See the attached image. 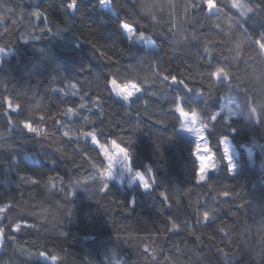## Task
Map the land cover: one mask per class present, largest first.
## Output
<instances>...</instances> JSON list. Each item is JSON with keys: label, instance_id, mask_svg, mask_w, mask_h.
Segmentation results:
<instances>
[{"label": "clouds", "instance_id": "1", "mask_svg": "<svg viewBox=\"0 0 264 264\" xmlns=\"http://www.w3.org/2000/svg\"><path fill=\"white\" fill-rule=\"evenodd\" d=\"M67 3L68 0H61V10L64 19L65 16H68L70 20L65 19V23L63 24L53 23L52 31H48V36H44L45 32L41 31H39V36H31L30 34L21 36L20 39L22 44L27 45L30 41L41 42L51 40L53 36L58 35L63 39L62 34L64 32L71 33L73 37L71 40L73 48L78 49L81 44L88 45L93 50L91 53L93 59L110 65V67L106 69L105 78L108 84L107 87L101 89V92L106 93L109 97L117 98L119 101H122L124 105L132 104L133 107L137 106L136 103H133V97L125 99L123 94H119L118 89L113 88L110 82L112 77H115L120 84H135V100L139 104H143L145 101L143 97L146 93L150 95V97L157 98L159 101H167L169 104H171L173 98L177 95L182 96V103L187 111H194L197 109L200 111L201 120L195 127L204 128V132L208 138L205 139L203 143L209 144L210 147L216 151L218 161L222 160V162L217 163L216 168L209 169L205 174L208 176L209 181L214 183L210 174L220 173L222 169L224 174L228 177L237 176V170L236 172L225 171L228 166V161L223 157L222 142L224 139L229 140V137L227 135H220V132L235 133L232 129L237 130V128L245 126L252 130H258L261 136H264V49H261L259 44L256 43L258 39H264V36H261V33H264V0H238V7L234 5L233 0H219V6L211 12L208 11L204 0H107L106 3H101V0H91V3L98 6L100 9H110L113 12L110 19L114 23L118 21L117 26L122 31L126 41L125 47H114L111 44L101 41L98 36L100 29L91 24L82 25L79 30H75L73 25L76 24L80 17L78 9L83 7L84 2L83 0H79L80 7L76 10L67 8ZM194 4L195 7H193ZM205 20L207 24L204 22ZM125 21L133 25L138 34H142L147 40H153L156 45L155 51L144 49L143 54L139 55L135 60L130 61L129 57L132 55L130 49L140 45L141 42L145 40L130 39L128 33L121 27V24ZM0 23H2V21H0ZM48 24L49 21L46 20L44 27ZM57 25H60V27L57 28ZM89 26H91V28ZM249 26L257 28L258 32L255 33H258V39L254 38V31H250ZM204 28H207L208 31H201V29ZM5 31H7V29H5ZM214 32L222 37V43L220 45H217L216 35L213 34ZM89 34H92L91 38H89ZM0 37H3V32H0ZM157 38L159 39V43L156 42ZM193 43H199L202 49L205 47L214 48L217 50L215 53H219L224 60L230 61L229 64H218H222L229 70L231 78L229 79L221 75L219 80H217L215 76L205 75L204 82L201 85L192 86L194 89L193 91H188V89L183 87L187 94H184L183 90H174L175 95H169L168 89L170 85L175 84L163 85L159 80V73L156 69L159 67L161 72L167 71L164 67L165 57L168 56L171 58V56L186 54ZM17 46L15 41L10 43L6 39H0V48L4 49L2 54L5 53L6 48L10 52L14 51ZM33 47L36 52L43 53L45 51L43 47L35 44H33ZM101 48L105 49L104 52L107 53L108 56L115 57L118 62L113 63L111 60L105 59V57L101 55L97 57L96 53H100ZM40 49H43V51H40ZM109 52L111 55H109ZM225 52L227 53L226 56L224 55ZM169 54H171V56H169ZM0 60H2V57H0ZM202 62L205 65L212 64L209 63L207 59ZM215 65L216 64H212L211 70H207L206 72L214 71ZM0 68L6 69L7 65L5 63L0 64ZM90 68L91 65L86 63L82 67H79L77 72L80 73ZM56 69L57 68L54 66L53 73L57 72ZM59 72L64 74L65 79L77 76L75 73L70 76L63 71ZM246 72L258 73L259 78L248 76ZM93 76L95 79L97 76L100 78L102 77L99 72H93ZM84 78L88 79V76L85 75ZM54 81L55 76L51 75V79H49L48 83L44 84L43 91L40 90L39 85L31 88L26 87L23 98H18L16 101V103L21 105L20 110L15 111L17 115L15 117L11 116V119L8 120L7 131L0 132V141H3L0 142V149L18 148L20 144L31 143L38 146L41 154L47 149H54V152L59 155L61 160L71 161L69 175L65 176L55 170L49 171L46 175L40 176V183L36 185V187L27 191V199L22 198L19 202L12 204V207L18 210L15 218L17 223L20 222V217L27 215L34 220V222L31 223L33 230L37 232L54 231L55 235L61 238H67L68 232L65 231V226L69 223L76 222V201L78 199V194L82 193L88 201L98 206L95 211L104 214L106 221L112 228L115 243L106 246L98 259L89 255H84L81 264H220V261L210 259L209 249L212 247H215L216 253H218L225 262H227L230 257L240 258L247 255L253 264H264V216H250L244 223H240L239 220L228 222L220 217V213L222 209L229 206V201H222L219 203V211L216 212L213 219L210 221L213 222L212 230L217 232L218 236L222 237V239L215 237V245H206L204 251L200 250V245L204 242L198 237L206 234L204 230L209 224L206 226L203 222L197 225V228L201 230L198 236L193 235V226L191 223L181 227L180 231L186 234L181 237L183 243H181V240L174 239L168 242V248L163 247V240L157 241L152 239L149 241L147 237L140 240H133L130 243L127 238L119 235L112 226L111 217L106 215L107 209L104 208L101 200L105 196L111 197L116 195L117 186L113 181H118V188L121 192L139 188L141 192L153 199H155L157 195L160 196V193L164 192L163 190L169 186V184L161 180L158 175V170L161 167L160 161L164 158L162 145L176 140L178 138L177 132L184 130L180 128L183 117L179 116L178 113L172 114L175 124L171 128H169L167 124L164 125L163 128H167L168 131H161L162 135L165 137L162 144L156 143L154 137L150 132L145 131L143 126L139 129H134L135 124L129 125L132 134L128 136H133L134 139L131 142L122 137H118V139L121 140L122 144L126 143L124 147L128 150L131 161V171H129L127 167L129 161L125 159L123 154H119L111 162V177L102 175V171L109 166V161L103 156L102 152L95 153L93 151L88 153V155L91 156L90 161L83 160L82 158L84 148L87 146L86 142L88 137L83 134L77 135V132L78 129H82L86 126V121L83 119L79 124L64 122L63 125H61L60 121L57 120L56 124L50 125V130L47 135H52L53 139L56 141H61L63 139L62 133L64 131H69L73 134L76 143L75 147L70 151H66L64 147H62L64 152L57 151V148L60 146L56 143L45 147L44 141L46 138L36 135L35 133H32L33 136L30 141L25 140L19 144H16L15 141L12 140H5L6 137L13 136L14 129H17L22 136L27 137L29 132L27 129L25 131L23 128L22 121L24 120L32 121L37 126H42L52 120L51 118H48V121L39 120L37 113H44L47 115L50 102L54 100L57 92L62 93L63 96H67L63 88L54 86ZM145 86H148V89H151V91L149 92ZM198 89H202V91H197ZM230 93L234 94L238 99V107L235 111L229 112L222 107L214 108L212 106L217 102L221 94L228 96ZM190 96L199 97L202 102L193 103L189 99ZM45 97H47V99H45ZM61 99H63V97H61ZM61 111L62 109L55 110L53 116H56ZM4 115L9 116L7 112H4ZM77 115L79 114L66 113L64 116H67L68 120L71 121L72 117ZM212 115H216L217 119L212 120ZM93 119L95 120L96 118L93 117ZM205 125L208 127H205ZM57 128H59L60 134H57ZM184 131L188 132L193 138V142L191 143V156L192 160L194 158L193 163L198 162L199 167V161L196 160L194 155L195 145L198 142L197 134L195 131ZM138 133L151 136L156 151L159 153V155L155 157V164L145 163L142 169L133 166V157L135 155L133 144L136 142ZM210 133H216L217 135V142L215 144L209 139ZM96 146L99 147L98 145ZM110 152L115 153L116 149L111 147ZM64 153H68V155ZM74 153H79L81 156L79 161L75 159ZM201 154L210 155V153ZM101 156L103 157L102 160L100 159ZM51 161L55 160L49 159L48 163L52 164ZM0 162H3L6 168L12 167L17 171V175L19 176L17 187L23 191L26 183L20 179L21 174L17 167L18 163L16 157L12 156L11 160ZM78 163L81 164V167L75 166ZM77 168H79V171H73ZM149 169H151V171H149ZM118 170L120 171L119 176L117 175ZM137 171L144 172L148 177L151 184L149 188L145 189L140 180H133V175ZM124 174L129 177L127 188L124 186ZM49 176L52 177L51 180L48 179ZM153 177H155V179H153ZM192 179L195 180L196 184L200 183L196 176H193ZM105 184L108 185L107 190L104 188ZM28 185L31 186L30 184ZM212 200H216V197L213 196ZM247 203V201H244V207ZM128 205V210L125 211L126 208H124V212L132 213L133 209L136 207L135 197L128 202ZM155 207L158 213L163 212L158 207L157 202ZM168 207L170 208L171 206L168 205ZM5 215L9 217L7 224L3 223ZM13 220L14 217L12 214L0 213V228L7 229L8 225L11 224ZM221 228H226L227 231L222 232L220 230ZM12 230L14 231V229ZM169 232L179 234L177 230H171ZM61 233L64 235H61ZM189 237H195L196 242L194 244L189 243ZM9 241L14 242L13 253L19 252L22 256L27 257V260L41 257L38 255L39 251H21L20 247H18L19 243H15V240L0 241V246L5 245ZM223 242H226V246L220 247V244ZM122 246L131 249L133 253L132 258H129L127 253L122 252ZM40 247H42V245ZM0 250L3 249L0 248ZM54 255L55 252H53L51 256L47 255L42 258L47 260L48 264H61V261L52 259ZM0 264H2V262H0ZM63 264H68V261L64 260Z\"/></svg>", "mask_w": 264, "mask_h": 264}, {"label": "trees", "instance_id": "2", "mask_svg": "<svg viewBox=\"0 0 264 264\" xmlns=\"http://www.w3.org/2000/svg\"><path fill=\"white\" fill-rule=\"evenodd\" d=\"M83 2V7L78 9L80 17L76 24L73 25V28L79 30L80 26L91 24L100 29L98 36L101 41L114 47H125L126 41L122 31L117 26L118 21L114 23L110 19L113 12L111 10L100 9L98 6L92 4L91 0H83ZM8 7H11L13 11L8 12ZM37 10L46 13L48 20L51 22L48 26L51 28L53 23H65L61 10V0H2V6H0V17H3V19H0L2 21L0 23V32H3V37H0V39H6L10 43L15 41L16 45H18L14 51H11L10 55L3 57L1 62V64L5 63L7 68H0V72H5L0 73V132H5L8 129L9 121L6 119L4 112H7L12 117L17 115L8 108V99L13 101L14 106L18 98H23L26 87L31 88L39 85L40 90L43 91L44 84L48 83L52 75L55 76L54 86L63 88L65 92H69V95L63 96L59 92L55 94L54 100L50 102L49 111L45 115L46 121H48L49 116L54 115L57 109L78 107L81 102L80 95L87 93L85 102L91 105L93 98L102 94L103 116H100L98 108L93 109L92 113H89L87 108H84L80 109L79 115L73 116L71 121L68 120L67 116H60L58 119L68 123L79 124L85 115L95 117L96 123L94 125H86L83 130L91 131L93 127L102 130L98 131V139L101 143H108V146H111V139H117V143H120L121 146H126V143L122 144L118 137L132 134L129 125L139 121L144 130L150 132L154 137L156 143L162 144L165 137L161 131L166 132L168 129L163 128L164 125L156 124L155 120L158 118L165 119L169 128L175 124L172 114L166 115L167 109L170 106L167 101H159L157 98L150 97L146 93L143 99L148 101L147 106L139 104L135 100V97H133V103L137 104L136 107H133L132 104L124 105L117 98L109 97L106 93L101 92V89L104 88L106 69L110 65L93 59L91 55L93 50L88 45L81 44L80 48H73L71 44L73 37L69 32L62 34L63 39L58 35L53 36L51 40L41 42L30 41L27 45L22 44L21 36L25 34L39 36V28L45 25L44 17L37 20L36 17L30 15V13ZM204 22L207 24L206 20ZM249 28L250 31H254V38L258 39V33H255L258 32L257 28L254 26H249ZM201 31L207 32L208 29L204 28ZM213 34L216 35L217 45H220L222 37L218 33L214 32ZM48 35L49 32L45 31L44 36ZM91 35L89 34V38H91ZM145 42L143 41L140 45L130 49L132 53L129 57L130 61L135 60L139 55L143 54L144 49L155 51V49L147 47ZM156 42L159 43L158 38ZM33 44L43 47L45 51L43 53L36 52ZM101 51H105V49L101 48ZM197 54L206 57L199 43H193L186 54L176 56L169 54L171 58L166 56L164 59V67L167 69L166 74L177 75L179 79L181 78L179 74L189 71L188 65H193L191 71L194 78L192 80L186 79L185 82L189 83L191 87L199 86L202 84L201 80L194 75L197 70L207 71L211 70L212 64L230 63V61L224 60L219 53H214L212 64L205 65L202 61H197ZM96 55L99 57L100 53H96ZM109 55H111L110 52ZM224 55L226 56L227 53L225 52ZM86 63L90 64L91 68L80 73L77 72V69ZM54 66L57 68V72L53 73ZM221 66L223 65L221 64ZM59 71H63L70 76L75 73L77 76L65 79L64 74ZM93 72H99L102 75L101 79L96 80ZM85 75L88 76L87 80L84 78ZM246 75L259 78L258 73L255 72H246ZM69 83L77 85V88L71 90L76 91L77 95L72 96L70 94ZM168 84H171V82L169 81ZM145 88L148 89V86H145ZM174 90H183L184 94H187L181 84L170 85L168 89L169 95L174 96ZM148 91L150 92L151 89H148ZM189 99L193 103L202 102L201 98L195 96H190ZM227 99L238 101L234 94L230 93L228 96L221 94L217 102L212 106L214 108L221 107L222 102ZM145 108L149 111L152 119L143 114ZM56 122V120H50L42 126L50 130V125H54ZM57 134H60L59 131H57ZM77 135H79V132H77ZM220 135H227L229 137L231 144L237 152L239 168L237 169V176L234 177L226 176L223 169L220 173H211L210 176L214 180L213 188L221 190L225 185H228L227 190L232 193H239V198L217 197L216 202H214L212 197L216 196V192L195 183L192 177L194 176V172L198 170V162L193 163L194 158L192 160L191 156V143L193 140L178 131V138L176 140L162 145L164 158L160 161L161 167L158 170L161 180L169 184L163 190L169 196L168 201H164L163 197L159 195L153 199L141 192L139 188L121 192L117 181H113L117 186L116 195L102 198L101 203L107 209L106 215L111 217L112 226L116 229L117 233L127 238L130 243L133 240H140L144 237H147L149 241L152 239L157 241L163 240V247L168 248L169 241L174 239L181 240V237L186 235L180 230H177L179 234L168 231L170 228V221L166 219L168 216L174 217L177 222L181 223L182 227L184 226L183 222L187 220L188 223H191L195 227L197 235H200L201 230L195 225L196 209L199 208L203 211L209 204H214L218 208L219 203L224 199L229 201V206L222 209L220 217L228 222L239 220L240 223H244L250 216H264V136H261L258 130H252L245 126L237 128L235 133L221 131ZM32 136V133H28L27 137H24L17 129H14L13 136L6 137L5 140H12L16 144H19L25 140L30 141ZM209 139L215 144L217 142L216 133H210ZM75 143V140L70 141L68 137H64L56 144L64 147L66 151H70L75 147ZM86 143L87 146L84 148L85 153L93 151L99 153V147L91 143L90 137L87 138ZM51 144H53L51 138L44 141L45 147ZM133 148L135 149L133 157V166L135 168L142 169L145 163H156L155 157L159 153L156 151L151 136L138 133ZM249 152L252 153L251 158H249ZM12 156H15L17 159V167L20 174H31L40 177L52 170L59 171L65 176L70 174L69 167L71 161L61 160L59 155L54 152V149H47L41 154L38 146L31 143L20 144L18 148L0 149V161H9ZM74 157L77 161L80 160L79 153H74ZM49 159L55 160L56 164L52 165L48 163ZM100 159L102 160L103 157L101 156ZM73 171H79V168ZM18 181L19 176L17 175V171L12 167L6 168V165L0 162V204L19 202L21 200V193H23V199H27V191L36 187L25 184L24 190L21 191L17 187ZM127 184L128 180L124 181L126 188ZM189 188L192 191H187ZM133 197L136 199V207L132 213L124 212V208L129 206L128 202ZM242 201L248 202L244 208L238 206ZM156 202L158 206L164 208L162 213L156 211ZM76 205V222L65 226V231L68 232L67 238L55 235L54 231L37 232L23 226L20 232L13 231L9 226L6 229V236H15V243L21 244L25 249H30L32 252L45 251L49 256L53 252L60 254L64 257L61 260V264H63L64 260H67L68 264H81L84 255L98 259L106 246L115 243L112 228L106 221L104 214L95 211L98 206L88 201L82 193L78 194ZM168 205H171V207L169 208ZM17 211V209L13 208L10 212L14 220ZM20 219L29 224L34 222L33 218L27 215L20 217ZM3 223H8L7 215ZM212 223L210 222L209 226L204 230L206 234L201 236V240L204 242L200 245L201 251H204L206 245H215V240H210L209 236L222 239V237L218 236L217 232L212 230ZM130 232L133 234L131 237L128 236ZM188 239L189 243L194 244L196 242L195 237H189ZM33 241L36 243L33 244ZM181 243H183L182 240ZM41 245L42 247H40ZM13 246L14 242L12 241L2 246L3 250L0 251V262L2 264H48V261L42 257L27 260L28 258L22 256L19 252L13 253ZM225 246L226 242L220 244V247ZM122 252L127 253L129 258L133 256L131 249L124 248L123 246ZM209 256L212 260L220 261V264H253L247 255L240 258L230 257L225 262L216 253L215 247L209 249Z\"/></svg>", "mask_w": 264, "mask_h": 264}, {"label": "snow or ice", "instance_id": "3", "mask_svg": "<svg viewBox=\"0 0 264 264\" xmlns=\"http://www.w3.org/2000/svg\"><path fill=\"white\" fill-rule=\"evenodd\" d=\"M107 0H101V3H106ZM205 5L208 8V11L211 12L212 10H214L216 7L219 6V0H204ZM233 3L236 7L239 6L238 0H233ZM0 6H2V0H0ZM67 8L72 9V10H76L78 7H80L79 5V0H68V3L66 5ZM193 7H195V4L193 5ZM8 12H12L13 9L11 7L7 8ZM31 16L36 17L37 20H39L41 17H44V21L48 20V17L46 15V13L41 12L39 10L37 11H33L32 13H30ZM0 19H3V17H0ZM65 19L70 20V17L65 16ZM49 21V20H48ZM49 23H51L49 21ZM60 25H57V28H59ZM91 28V26H89ZM121 27L128 33V36L130 39L135 38L137 40H145L147 41V39L142 35V34H138L137 30L135 29V27L129 23H127L126 21L123 22L121 24ZM95 30V29H93ZM39 31L41 32H45V31H52V28L49 27L48 25L42 28H39ZM58 34V33H57ZM261 36H264V33H261ZM256 43L259 44V47L261 49H264V39H258L256 41ZM4 51L3 48H0V53H2ZM40 51H43V49H40ZM217 50L211 47H205L203 49V52L206 54L205 56H201L199 54L196 55V59L197 61H203L205 59H207V61L209 63H212L213 60V54L216 52ZM100 55L105 57V59H109L111 60L113 63H117L118 61L116 60L115 57H110L107 55V53H105L104 51L100 50ZM57 67H59V65H57ZM189 71L187 72H181L179 75L181 78H177V75H172L171 73H167L166 71L161 72V70L159 69V67L156 69V71L159 73V80L162 82L163 85H167L168 82L170 81L171 84H181L183 85L184 88L188 89V91H193L194 89L189 85V83H186V79L187 80H192L194 78L193 73L191 71V69L193 68V65H188ZM195 77H199L201 80V83L204 82V77L205 75L208 76H215L217 78V80H219V78L221 77V75L228 77L229 79L231 78V74L229 72V70L224 67L221 66L220 64H216L215 65V70L212 72H206V71H200L197 70L195 72ZM101 78L99 76L96 77V80H100ZM87 80V79H85ZM111 84L113 85L114 89H118L119 90V94H123L125 99H129L132 97L136 96V91L134 90V88L136 87L135 84H120L115 77L111 78ZM108 81L105 80L104 81V87H107ZM77 88L76 84H72L69 83V89H75ZM197 91H202V89H198ZM66 95H69V92H65ZM70 94L72 96L77 95L76 91H70ZM154 95V93H153ZM85 96L86 93L84 95H80V103L78 105V107H67L65 109H62L61 112H59L56 116H49L48 118H51L52 120H59L58 117L60 116H64L66 113H78L79 114V110L80 109H84L87 108L89 113L93 112V109L98 108L100 111V116L104 115V108H103V98H102V94H99L97 97L93 98L91 105L87 104L85 102ZM183 97L177 95L176 97L173 98L169 108L167 109V114H173V113H178L179 116L183 117V122L180 123V128L187 130L189 132H193L195 131L197 134V144L195 145V150H194V155L197 161H199V167L198 170H196L194 172V176H196L198 178V180L200 181L199 184L197 185H201L204 187H207L208 189H212L213 191L216 192V199L217 197H221V198H232V199H237L239 198L240 194L239 193H232L230 191L227 190L228 185H225L223 189L221 190H217L213 188V183L211 181H209V178L207 175H205L209 169H214L217 167V163L218 162H222L217 160V154L216 151L210 147L209 144L203 143V141L205 139H207L208 137L206 136L205 132H204V128H196L195 125H197L199 123V121L201 120V113L200 111L194 110V111H187L185 109V107L183 106L182 103ZM8 104V108L11 109L12 112L18 111L21 108V105L19 103H15V105L13 106V101L11 99H8L7 101ZM143 104L145 106H147L148 101H144ZM238 107V105H237ZM145 116H148L149 119H152V116L149 114V111L147 110V108H145V111L143 113ZM37 117L39 120H45V114L44 113H37ZM7 120L11 119V116H6ZM82 119L84 121H86V125H94L96 123V119L94 120L93 117L89 116V115H85L82 117ZM212 120H216L217 116L216 115H212L211 116ZM60 124L63 125L64 121L59 120ZM191 121V122H189ZM155 123L158 125H166V121L163 118H158L155 120ZM23 124V128L27 129V131L29 133H35L36 135H40L43 136L46 139L51 138L53 140V143H57L59 141H56L53 139L52 135H47L49 130L45 129L43 126H37L34 125L31 121L29 120H24L22 121ZM141 123L139 121H137L134 125V129H139L141 127ZM205 127H208L207 125H205ZM84 128V127H83ZM82 129H78L79 134H83L86 137H90L91 141L93 144L98 145L99 146V152L103 153V156L106 157L109 161V166L107 169H104L102 171V175L105 177H111L112 176V172H111V162L116 158V156H118L119 154H123L125 159L129 161V164L127 165L128 170L131 171V161H130V157L128 155V150L126 147L121 146L120 143H117V139H111L110 140V145L111 147L116 149L115 153H112L109 151V146L108 143H101V141L98 139V131H102V130H98L95 127L92 128L91 131H84ZM57 131H59V128H57ZM232 131H236L235 129H232ZM63 138L64 137H68L71 140H74L73 138V134L69 131H64L62 133ZM122 138H126L129 142H131L134 137L133 136H123ZM57 151H61L64 152V149L62 147H58ZM202 152H206V153H210V155L205 156L202 155ZM222 153H223V157L227 159L228 161V166L226 167L225 171H232V172H236L237 170V164L234 161L233 155H232V150L230 147V143L228 139H224L222 142ZM65 155H68V153H64ZM252 157V153L249 152V158ZM82 158L83 160L86 161H90L91 160V156L88 155V153H83L82 154ZM81 159V156H80ZM18 163V162H17ZM52 164H55V161H51ZM76 167H81V164H76ZM149 171H151V169H149ZM20 179L25 182L26 184H30L32 186H36L40 183V177H36L33 175H28V174H21L20 175ZM49 180L52 179L51 176L48 177ZM140 180L143 184V187L145 189L149 188L151 186L148 177L145 175L144 172H140L137 171L134 173L133 175V180ZM153 179H155V177H153ZM105 190H107L108 185L105 184L104 186ZM187 191H192L191 188H189ZM160 196L163 197L164 201H168L169 200V196L167 194L166 191L161 192ZM23 198V193H21V199ZM222 201H228L227 199H224ZM221 201V202H222ZM178 198H177V203H178ZM214 202H216V200H214ZM197 203H199L197 201ZM11 202L9 203H3L0 204V213H10L13 209ZM171 206V205H169ZM240 208L244 207V201H242L239 205ZM161 211H164L163 207H160ZM128 209L126 208L125 211H127ZM219 211V209L217 207L214 206V204H209L206 206V208L201 211L199 208L196 209V219H195V225L197 226L199 223L203 222L206 224V226L209 224V222L213 219L214 215L216 214V212ZM233 215H235V213H233ZM6 216V215H5ZM5 219V217H4ZM7 219H9V217L7 216ZM168 221H170V228L168 229V231L171 230H180L182 225L181 223L177 222V220L172 217V216H168L166 218ZM188 221L185 220L183 222L184 226H187ZM22 225L23 227H26L28 229H32V225L27 223L26 221L20 219V222L17 223L15 220H13V222L11 224L8 225V227L10 226L12 229H14V231L16 232H20L22 229ZM222 232H226L227 229L226 228H221L220 229ZM61 235H64L63 233H61ZM133 234L130 232L128 233V236L131 237ZM193 235L198 236L196 231H195V227H193ZM201 238V237H198ZM16 237L13 235H7L6 236V229L5 228H0V241H8V240H15ZM210 240H215V236H209ZM33 244H35L36 242L33 241ZM18 247H20L21 251H27V252H32L30 249H25L21 244L18 245ZM55 251V250H53ZM36 254V253H33ZM38 255L41 257H46L48 255L47 252L45 251H39ZM52 259L56 260V261H61L64 259L63 256H61L60 254H55L54 256H52Z\"/></svg>", "mask_w": 264, "mask_h": 264}, {"label": "rangeland", "instance_id": "4", "mask_svg": "<svg viewBox=\"0 0 264 264\" xmlns=\"http://www.w3.org/2000/svg\"><path fill=\"white\" fill-rule=\"evenodd\" d=\"M145 43H146V46L151 48V49H155L156 48V45L154 44V42L152 40H147ZM8 52H9V50L6 48L4 54L0 53V57L3 58L5 56L10 55L11 51L9 53ZM1 62H2V60H0V64H1ZM237 105H238V101H236L235 99H227V100H224L222 102L221 107L223 109H226L229 112H233V111L236 110ZM180 132L182 134H184L185 136H187V137H189V138H191L193 140V138L190 136V134L188 132H186L184 130H180ZM229 143H230V147H231V150H232V155H233L234 161L237 164V169H238L239 168V163H238V160H237V152H236L235 148L233 147V145L231 144L230 140H229ZM109 151H111V146H109ZM202 153H206V152H202ZM205 156H208V155H205ZM117 175L118 176L120 175V171L119 170H118ZM123 179H124V181L128 180V176L126 174H124ZM0 248H2V246H0Z\"/></svg>", "mask_w": 264, "mask_h": 264}]
</instances>
